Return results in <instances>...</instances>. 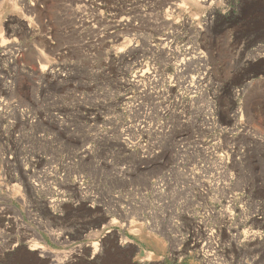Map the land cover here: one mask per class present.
<instances>
[{"label": "rangeland", "instance_id": "rangeland-1", "mask_svg": "<svg viewBox=\"0 0 264 264\" xmlns=\"http://www.w3.org/2000/svg\"><path fill=\"white\" fill-rule=\"evenodd\" d=\"M130 263L264 264V0H0V264Z\"/></svg>", "mask_w": 264, "mask_h": 264}, {"label": "bare ground", "instance_id": "bare-ground-1", "mask_svg": "<svg viewBox=\"0 0 264 264\" xmlns=\"http://www.w3.org/2000/svg\"><path fill=\"white\" fill-rule=\"evenodd\" d=\"M181 1L182 3H184L185 0H178ZM202 2H205L206 0H200ZM174 6V5H173ZM210 20V18H209ZM161 187H163V184L159 181L156 182L155 188L157 190H160ZM255 218V217H254ZM257 219V217H256ZM200 242L198 240L194 239H190L187 240L186 238H182L180 240L176 239V236L174 237V242H173V246H172V254H185V253H189L192 251H196L198 249ZM93 249L96 251V246L93 245L92 246ZM39 253L43 254V255H47L50 257V253L47 251H43L42 249H39ZM171 253V252H170ZM184 256V255H183ZM176 258V257H175Z\"/></svg>", "mask_w": 264, "mask_h": 264}, {"label": "crops", "instance_id": "crops-1", "mask_svg": "<svg viewBox=\"0 0 264 264\" xmlns=\"http://www.w3.org/2000/svg\"><path fill=\"white\" fill-rule=\"evenodd\" d=\"M137 254H138V252L135 255H137ZM130 264H134V263H130Z\"/></svg>", "mask_w": 264, "mask_h": 264}]
</instances>
